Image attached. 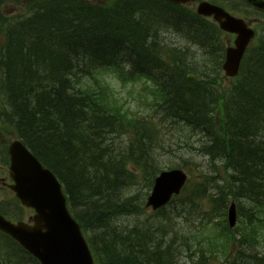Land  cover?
<instances>
[{
    "label": "trees",
    "instance_id": "16d2710c",
    "mask_svg": "<svg viewBox=\"0 0 264 264\" xmlns=\"http://www.w3.org/2000/svg\"><path fill=\"white\" fill-rule=\"evenodd\" d=\"M51 5L57 6L58 10L51 11L48 6L45 7L43 13L36 15L32 23L28 24V26L33 27H23V38L14 40V45L9 49V61H7L8 55L5 59L7 80L4 86L13 107L14 115L11 118L17 123L23 137L33 146L36 154L42 157L60 176L70 196V202L73 203L75 209L84 210L82 220L86 221L96 232L103 233V228L99 227L100 220L97 216L102 219L105 211L116 210L117 198L121 197L129 208L134 207L135 202L139 205V197L133 193L137 176L135 172H140L150 183L158 165L156 161L151 160L149 154L151 149L157 151V147L162 146L159 143L145 140V134L149 132L156 134L155 128L143 131L144 129L140 127L142 119H133L126 111H123L115 95L106 90L105 87L99 89V93L84 92L78 88L77 85L80 83L78 82L72 83V88L69 85L68 90L60 92V86L52 87L48 84L49 79L47 77L49 76L47 73L57 77L52 69L53 61H51L50 55L56 58L60 57L65 61H78L77 58H80L89 74L94 72L89 69L90 66L99 69L94 75L95 78L106 71L116 74L124 82L151 78L156 84L157 106L165 111L169 119L177 120L179 116L184 115L185 123L188 125L184 126L191 130L200 117L198 114L194 116V112H191L195 111L194 106H196L198 110L202 111L199 112L202 118L209 124L206 128H196L195 130L204 136L214 137L211 135L213 132L209 131L210 127L219 134L216 150L212 155H218L217 159L220 160L221 165L236 164L235 162L240 160H252L253 155L249 152L251 146L262 149L257 145L261 143V140L258 139L260 128L264 129V92H261L259 88H253L246 80L247 74L251 77L257 72V76L260 78L256 82L255 80L252 82L264 86L262 79L264 68L256 63L257 60L246 61L241 70L240 78L233 89L229 92L221 89L222 94L220 95L215 92L219 88L218 77L214 80L212 72L207 70L210 69V64L205 60L193 64L196 66L194 70H201V76L190 72L187 81L180 84L172 83V87H169L167 84L172 80L167 83L161 73L156 72L159 70L152 68L156 71L151 72L144 67L138 68L129 64V42L135 41L146 54L148 64H151V58H156L163 66L174 71L176 61L170 63V59L163 56L159 47L148 43L151 37L150 33L155 28L141 19L140 16L143 13L135 10L130 11V7L126 3H109L96 7L75 0H56ZM81 8L87 14L104 15L101 26L98 22L93 23L98 30L93 31L92 25L91 29L73 28L66 30L63 28L62 34L59 35L55 30L56 26L61 25L63 27L64 20H80L78 16ZM44 11L46 12L44 13ZM118 13L122 14V17L114 16ZM120 20L123 24L116 26L115 22ZM211 35L210 37L202 36L200 43L204 45H212L214 41L217 43V38L212 32ZM52 38L56 42L54 45L48 46L49 40ZM33 48L38 49L36 70H33V67L26 68L28 61H25L27 50ZM214 50L216 49L213 48L211 52ZM263 50L264 41L258 44L255 51L262 52ZM106 51L110 52V54L107 53L110 55V59L103 65L99 62L98 55L106 54ZM176 55L183 57L186 64L189 65L187 53L179 52L178 54L177 51ZM247 66H255L257 71L249 73ZM124 68L129 69L128 71L134 75L123 72L122 69ZM213 69L217 68L213 67ZM57 82L59 81L57 80ZM244 82L247 86H244ZM55 89L56 91L53 92ZM71 90L81 91V94L77 96ZM190 93L196 94L199 99H193L194 106L182 105L181 102L187 100L185 96H192ZM250 97L260 102V108L253 110L261 124L251 133L254 136V142H251V135L249 139L244 138L238 143L229 138L221 140V138L226 137L222 126L224 123L222 122L223 116L218 122L213 112L221 110L225 116L230 111L229 107H231L232 100L241 101L248 105V98L250 99ZM204 100L209 102L208 107ZM220 102H222V108ZM50 104H53V108ZM96 117L101 123H109L111 129L114 126L116 133L122 130V132L125 131L124 133L132 135L128 136L126 142L116 141L114 139L116 133L114 131H111L110 134L107 132L109 127L105 128V124H100V127L96 126L97 123L94 121ZM198 123L200 125L201 121ZM223 125L228 124L224 123ZM151 168L155 170L154 173H152ZM262 168L264 169V167ZM246 173V179L257 185V194L249 195L253 198V202L248 204L244 210L239 207L247 220L242 222L239 237L236 232H226L228 243L223 250L226 252L225 255H228L229 251L234 250L235 245L242 246L241 241L245 240L252 252V254L247 255L246 264H264V255L260 254L256 243L264 238V184L259 182L264 181V176L258 172ZM183 195L182 204H189L196 203L202 196L205 197L207 192H201L194 187V191L187 192L185 190ZM83 197L89 201L87 208H83L78 203L77 198L83 202ZM255 202L258 204H254ZM226 206L227 203L219 204L215 212H224L223 209ZM177 207L178 205H176V209ZM170 232L171 226L169 225L166 229L168 238ZM163 244L171 249L174 247L173 244L166 242ZM193 247L203 255L211 252L202 244ZM104 255L107 257L105 264H108L112 254L108 251ZM235 262L237 261L233 260L232 264ZM128 264H134V262Z\"/></svg>",
    "mask_w": 264,
    "mask_h": 264
},
{
    "label": "bare ground",
    "instance_id": "6f19581e",
    "mask_svg": "<svg viewBox=\"0 0 264 264\" xmlns=\"http://www.w3.org/2000/svg\"><path fill=\"white\" fill-rule=\"evenodd\" d=\"M123 3H126L130 7V11L135 10L143 13L140 17L152 28L159 29L162 24H174L179 25L178 30H181L182 34L188 36H196L202 38V36L210 37L211 31L205 28L196 18L182 13V11L177 8H173L167 4H159L157 0H125ZM121 3V4H123ZM48 8L51 11L58 10L57 6L50 5ZM80 15L78 16L80 20H64L63 27L61 25L56 26V31L59 35L62 34L63 28L66 30H71L73 28H90L93 26V31L98 30V28L93 23H99L101 26V20H103L104 15H100L97 13H86L83 8L79 10ZM131 14V13H129ZM115 17H122V14H115ZM120 21L115 22V25H122ZM210 34V35H209ZM211 38L212 35H211ZM106 41V38H104ZM56 40L52 38L49 40L48 46L54 45ZM61 42L60 40L58 41ZM217 46V43L214 41L212 45H204L201 43L196 44L195 48H189L187 50L189 55V65L186 64L184 58L180 55L175 56V64L174 71L171 68H167L163 66L156 58H151V64H148V59L144 51L141 49V46H138L135 41L129 42L130 47V57L129 64L133 66H137L138 68L144 67L148 71L155 72V68L159 71L157 73H161L164 80L168 83V81L172 80V82L168 83L169 87H172L173 84H180L181 82L187 81V77L190 72L196 69L195 62L197 61V53H210L213 48ZM37 48L28 49L26 53L27 62L26 68L33 67V70L37 69L36 60L37 57ZM41 51V49H39ZM109 51H106V54L98 55L99 62L101 64H106L107 60L110 59ZM114 53V52H113ZM136 54V55H134ZM39 55V54H38ZM53 61L52 69L53 72L56 73L57 77L49 74L47 79H49L48 84L52 87L60 86L61 91L68 90L69 85L72 83L78 82H90L91 76L87 72V68L84 64H82L81 59L77 58V60L65 61L60 57L56 58L53 55H50ZM250 61H258L256 62L260 67L264 68V50L262 52L253 51L250 54ZM219 61V60H218ZM51 65V63H50ZM249 65V64H248ZM29 68V69H30ZM92 71H97L95 67H89ZM173 71V72H172ZM247 71L249 73H255L257 68L255 66H247ZM263 76V75H262ZM260 77L257 76V72L252 74L249 77V74L246 75V80L253 88H259L261 92H264V86H260L252 82L253 80H258ZM264 80V76L262 77ZM57 80L59 82H57ZM173 83V84H172ZM244 86L246 82H244ZM72 88V86H71ZM53 90V92H55ZM79 96L81 91L71 90ZM215 92L220 95L222 91L220 88H217ZM192 96H185L187 100H183L182 105L186 106H194L193 99H199V97L190 93ZM74 97L72 94H70ZM208 98V97H205ZM205 105L209 106V102L205 101ZM48 103V102H47ZM51 108H53V104H50ZM195 111L193 115L196 116L198 114V121H201L199 125L198 121L192 127L196 128H206L208 126V122L202 118L196 106H194ZM227 108V107H226ZM260 108L259 100L250 97L248 98V105L241 101H231V107H229V112L223 116L222 122L228 125H223L224 134L226 137L221 138V140H226L227 138L238 143L244 138L250 137L251 133L259 127L260 121L259 118L253 113V110ZM11 117L14 115L13 107L10 113ZM247 119H246V118ZM94 121L97 123L96 126L100 124H105L104 127L108 128L107 132L110 134L112 129L109 123H101L98 118H94ZM183 122H186L185 116H179L176 121H172V124L176 128H180L183 126ZM100 127V126H99ZM140 127L145 130H150L154 127V123L151 121H142L140 123ZM98 129V128H97ZM258 134V139L261 140V143L257 146L262 149H258L256 146H251L249 148V152L253 155L252 160H240L236 161V164L229 165H216L211 163L209 165H201L200 167L196 166L194 170H190L191 161L186 156V154L181 150V155L185 158L184 168L187 172L192 173L195 178L193 180V185L196 189L201 192L206 191L207 195L203 198L202 202L197 204L196 210H191L189 207H185L183 209L184 212L187 213V216L182 218V221L189 224H200V222L205 218V216L213 211H215L216 207L221 203L232 204L234 201L238 203L239 207L244 210V208L248 204H252L253 198L249 195L257 194L256 189L258 188L253 182L246 179V172H258L260 175L264 176V129L260 128ZM209 131H212L211 136H205L199 144H194L190 149L189 153L191 158L196 162H200L203 157L210 156L214 153L217 146V140L219 139V134H217L212 128L209 127ZM196 130L187 129L185 131V137L192 138L196 134ZM251 142H254V136L251 135ZM145 140L148 142L159 143L156 135L153 132H149L144 135ZM179 153L178 151L174 150ZM151 160L156 161L158 159L159 153L156 150L150 151L149 154ZM243 168V169H242ZM152 173L155 172L153 168H151ZM264 184V181H259ZM78 203L82 205L83 208H87L89 205V201L87 198L83 197V202L80 198H77ZM117 209L109 211H105L103 214V218L100 219L97 216L98 220H100L99 227L103 228L102 234L96 232L94 234L93 240L94 243L97 244L102 253H107L110 251L112 254L109 258L108 264H128L129 262H134V264H172L178 258V253H180V249L185 251L187 257H190L196 264H210L211 260H220L223 262H228L229 259L224 255H216L212 252H209L205 255L197 251L192 247L182 248V247H166L163 242H166L167 236L166 234L159 228L158 225L143 220L140 217V210L138 203L135 202L134 207L129 208L124 200L119 197L116 199ZM254 204H258L255 202ZM79 208V207H78ZM82 214L84 212L83 209H78ZM100 210V209H98ZM243 253L245 255L251 254V248L245 240L241 241ZM111 247V250L109 248ZM119 256V257H118ZM125 262H124V261ZM13 264H26L25 262L18 259Z\"/></svg>",
    "mask_w": 264,
    "mask_h": 264
},
{
    "label": "flooded vegetation",
    "instance_id": "af4514ba",
    "mask_svg": "<svg viewBox=\"0 0 264 264\" xmlns=\"http://www.w3.org/2000/svg\"><path fill=\"white\" fill-rule=\"evenodd\" d=\"M200 1L202 0H189L187 2V5H198ZM221 1L228 3L226 6L223 7L231 14L235 15V12L245 9V4L243 0ZM8 153L9 150L7 140L6 138L0 137V208L2 209V213L13 221H19L22 219L30 220L32 218L31 210L20 207L10 189V186L12 187L13 185V180L11 178V172L9 173L11 162L10 155L8 161Z\"/></svg>",
    "mask_w": 264,
    "mask_h": 264
},
{
    "label": "water",
    "instance_id": "95a60500",
    "mask_svg": "<svg viewBox=\"0 0 264 264\" xmlns=\"http://www.w3.org/2000/svg\"><path fill=\"white\" fill-rule=\"evenodd\" d=\"M242 50H243V47L240 48V50L238 51V55H240L242 53ZM236 68H237V62H233L232 65H231L232 71H235Z\"/></svg>",
    "mask_w": 264,
    "mask_h": 264
},
{
    "label": "rangeland",
    "instance_id": "374dc122",
    "mask_svg": "<svg viewBox=\"0 0 264 264\" xmlns=\"http://www.w3.org/2000/svg\"><path fill=\"white\" fill-rule=\"evenodd\" d=\"M6 8L7 9H13V4H10V2H8L7 4H6ZM18 10H19V8H17ZM23 11V10H22ZM22 34V33H21ZM119 89H121V87L119 86ZM123 92H124V90H123Z\"/></svg>",
    "mask_w": 264,
    "mask_h": 264
}]
</instances>
